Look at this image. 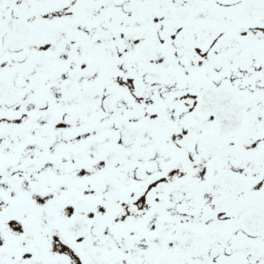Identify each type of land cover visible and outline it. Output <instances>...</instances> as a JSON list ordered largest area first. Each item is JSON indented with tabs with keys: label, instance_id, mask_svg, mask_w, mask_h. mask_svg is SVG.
Here are the masks:
<instances>
[{
	"label": "snow or ice",
	"instance_id": "obj_1",
	"mask_svg": "<svg viewBox=\"0 0 264 264\" xmlns=\"http://www.w3.org/2000/svg\"><path fill=\"white\" fill-rule=\"evenodd\" d=\"M0 264H264V0H0Z\"/></svg>",
	"mask_w": 264,
	"mask_h": 264
}]
</instances>
